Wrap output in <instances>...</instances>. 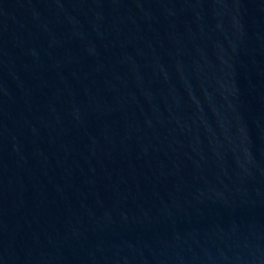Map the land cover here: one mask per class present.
Instances as JSON below:
<instances>
[{"label":"water","instance_id":"water-1","mask_svg":"<svg viewBox=\"0 0 264 264\" xmlns=\"http://www.w3.org/2000/svg\"><path fill=\"white\" fill-rule=\"evenodd\" d=\"M0 264H264V0H0Z\"/></svg>","mask_w":264,"mask_h":264}]
</instances>
